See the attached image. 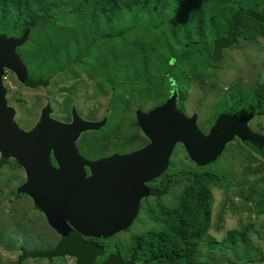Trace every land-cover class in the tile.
Masks as SVG:
<instances>
[{"label":"trees","instance_id":"trees-1","mask_svg":"<svg viewBox=\"0 0 264 264\" xmlns=\"http://www.w3.org/2000/svg\"><path fill=\"white\" fill-rule=\"evenodd\" d=\"M239 3L238 0H0V17L8 15L16 18L14 25L22 24L23 22L18 19L23 17L25 28L32 30L29 41L33 46L29 47L36 50L49 47L50 61L62 62L66 55L69 57L73 55L78 60L87 56L88 62L84 61L85 64L91 67L94 77L99 78V81H105L108 87H116L118 85L116 79L119 77L120 80L125 79L124 85L131 81L143 88L149 85H146L150 79L147 75L156 74L163 69L169 71L170 68L182 64L180 58L186 57L188 62L190 60V68L195 69L193 58L197 55L195 49L199 55L201 54V59L204 58L206 61L215 59L216 65H220L222 52L234 47L240 40L257 41L264 38V0L260 1V5L253 2L249 8L239 6ZM159 17H180L181 25L187 24L189 28L188 31L180 28L182 37H188L190 31L194 29L198 39L190 40L182 48L184 51L178 55L173 53L172 47L168 48L167 54L155 53L158 46L154 43L155 39L146 40L147 30L144 26L138 25L140 20ZM130 20L133 24H130ZM142 30L144 31L142 40L136 42L134 36ZM76 33H81L82 36L77 37ZM175 34L176 31L172 30L162 34L160 38L162 45L165 42L163 39L166 40L167 37L172 39V36L176 44H179ZM207 36L211 37L212 56L205 50ZM47 42L50 43L46 44ZM129 47H133L139 55L136 62L140 63L141 68L137 65L136 69H132L136 64H132L134 56ZM97 49L107 53L106 57L102 58L97 54ZM38 53L30 55L29 52L27 59L35 58ZM82 54H85L84 57ZM172 58H177L174 64L169 63ZM150 60L155 65L151 70L147 68ZM160 60L163 61L159 63ZM37 63L38 61L35 64ZM104 75H106L104 78L101 77ZM195 75L196 73H193L192 76ZM262 78L258 72L254 84L246 95L242 90L230 91L235 93L228 92L219 100V104L217 101L210 125L220 113L242 117L254 112L255 117L264 116ZM191 81L189 80L190 83ZM180 82L183 81L179 76L178 86L171 89L172 91L177 89L179 92L178 107L184 94L182 92L189 88V82L187 85L183 82L181 86ZM40 84L41 82L37 81L29 85L37 87ZM153 90L157 96L155 86ZM146 96L147 94H142V99ZM248 105L250 108L246 110ZM134 125L137 126V123ZM246 145L258 151L249 143ZM93 152L88 154L81 151L84 156L91 159L101 157L99 152ZM10 159L2 156L0 168L8 165ZM217 161L206 167L195 165L194 169L177 168L166 184H162L165 188L162 194L153 191L151 196L156 199L155 204L146 203V208L149 219L160 228L135 235L126 251H122L120 247L110 246L109 239L85 237L76 231H73L69 238H64L51 228V231L59 236L56 244L44 248L20 246L17 248L20 256L16 264L42 260L53 264L66 261V258L74 259L75 264H200L203 243L209 242L210 254H215L212 250H217L218 243L209 233L213 227V189L229 185L225 176L209 169ZM180 183L182 188L179 186ZM176 185L178 190H181L177 193L175 204L170 207L164 206L163 195L170 190L173 191ZM24 195L19 193L18 189L11 194L15 198ZM253 195L260 204L259 213L264 214V191L257 189ZM229 201V198H226L225 206ZM34 208L40 211L35 205ZM224 213L225 209L219 215V222L223 220ZM253 227L250 223L241 229L228 231L225 240L218 245L221 257L227 256L224 246L228 248L226 250L228 253L237 252L242 244L244 259L264 263V252L251 245L249 234ZM259 238L264 242V228L259 233ZM225 261L231 263L230 260ZM241 261L238 260L237 263Z\"/></svg>","mask_w":264,"mask_h":264},{"label":"rangeland","instance_id":"rangeland-1","mask_svg":"<svg viewBox=\"0 0 264 264\" xmlns=\"http://www.w3.org/2000/svg\"><path fill=\"white\" fill-rule=\"evenodd\" d=\"M238 1H240L239 6L249 8L253 2L260 5L261 0ZM179 20H181L180 17H159L151 20H140L138 26H144V29L147 30L148 37L146 40L155 39L154 43L158 45L155 48V53L167 54L168 48L172 47L173 53L178 55L184 51L182 48L190 40L198 39L194 33V29L190 31L188 37H182L181 30L186 29L188 31L189 28L187 24L181 25ZM130 24H133L132 20H130ZM180 28L182 29L180 30ZM169 30L176 31L175 35L179 44H176L175 40H173L174 36H172V39L170 37H167L166 40L163 39L165 42L162 45L160 40L161 35L167 34ZM143 33L144 31L142 30L135 34L136 42L142 40ZM80 34L76 33L77 37H81L82 35ZM54 35L57 36L55 33ZM207 39V48L205 50L207 54L212 56L211 37L207 36ZM48 43L50 42L46 44ZM25 44L18 48L21 54L24 53L26 48L34 50L29 47L33 46L30 44V41ZM129 49L134 56V63L132 64H136L132 69H136L137 65L141 68L140 63L136 62V58L139 55L133 47H129ZM42 52H39L35 58L27 59V63L33 65L35 68V63L39 61L38 58L43 57ZM96 52L102 58H105L107 55V53H103L98 49ZM194 52L197 53L193 57L195 59V69L192 70L190 68V60L188 62L186 57L180 58L182 64L170 68L169 71L163 69L156 74L147 75L150 79L146 85H149L143 88L131 81L127 85H124L126 84L124 83L125 79L120 80L119 77L116 79V84H118L116 87H108L105 83L100 82L99 78H97L98 80L94 78L91 67L84 62H88L86 60L87 56L79 62L75 61L73 55L70 57L66 55L62 59V62H59V60L58 62L49 61L47 65H57L61 71V74L56 75L51 81L53 86H50V90H52L50 93H55V98L61 100L58 103L57 99L53 98L55 110H57L56 115L63 122L71 120L68 104H64L62 101L63 96L69 95L67 97L70 101L73 102L75 100L83 107L89 106L93 119H97L98 121L106 120L105 126L99 131L87 132L81 139H78L77 146L81 151L88 154H92L95 151L99 152L101 156L123 153L127 150L131 151L133 148L145 143L144 139H139V129L134 125L136 112L138 110L146 111L157 103L163 102L166 98L159 94L153 96L152 79L156 77L158 80L156 87L160 88L163 86L169 92L178 86L180 76L185 85H187L189 80L192 81L191 83L189 82L187 91H183L182 93L184 94L181 93L182 101L179 108L186 116L196 114L197 127L206 134L211 127L210 120L214 117L213 112L217 101L219 104V100L230 91L242 90L246 95L249 88L254 84L258 72L261 73L263 77L262 82L264 83V38L257 39V41H254V39L240 40L234 47L222 52L220 65H216L215 59L208 61L204 58L201 59V54H198L197 49ZM142 55L144 56V54ZM89 57L91 58V56ZM176 60L177 58H172L169 63L174 64ZM162 61L160 60L159 63ZM154 67L155 65L150 60L147 68L151 70ZM51 68L53 69V67ZM34 72L37 75L36 77H47V72H40L39 66L38 70ZM193 73H196L195 77L192 76ZM32 76L34 77V75ZM105 76L101 77L104 78ZM183 82H180V86ZM97 83L100 85L94 90ZM233 93L235 92H230V94ZM142 94H147L145 99H142ZM11 95V102L18 111L17 121L19 125L25 129H29L38 118L40 109L45 102L44 96L38 92H22V86L13 88ZM237 95L236 93L235 96ZM91 97H95L96 99L90 100ZM249 108L250 106L248 105L246 110ZM65 109H69L67 113L64 112ZM249 126L254 132L264 135V116L255 117L249 123ZM247 143L249 142H241L235 138L227 144L225 151L217 163L209 167V169L225 176L229 185L226 187L225 184L213 189V227L209 233L214 241L218 243L216 245L217 250H212L215 254H210L209 242L203 243V251L199 259L200 264H212L214 262L226 264H264L262 262H255L257 260L244 259L242 244L237 252L229 251L227 253L226 250L228 248L224 246V249H226L224 251L227 255L225 258L221 257V253L218 250V245L225 240L228 231L241 229L251 223L254 226L249 234L252 240L251 245L256 248L258 247L260 251L264 252V242L259 238V233L264 228V214L259 213L260 204L254 199L253 195V192L257 189L264 191V150L258 149L253 142L249 143L253 148L258 150L256 151L246 145ZM176 145L171 154L169 170L166 172L165 177H170L174 171L178 170L177 168L187 170L194 169L195 167V164L188 159L185 149ZM249 155H252V157ZM165 177L162 178L160 186L164 183ZM25 182V172L15 159L11 158L8 165L0 168V264H16L20 256L17 248L20 246L44 248L55 245L59 239L58 234L51 231V227L48 225L45 216L34 208L33 201L29 197L25 195L16 198L11 196L12 192ZM158 183L151 184L150 186L156 188ZM179 186L182 188V183ZM179 190L176 185L173 191L170 190L166 193L163 196V205L168 207L173 206ZM226 198L230 200L227 206H225ZM155 201L154 197L144 199L141 213L134 224L128 230L110 238L108 240L110 246L113 248L120 247L122 251H126L135 235L145 233L148 230L159 229V225L149 219L146 208V203L153 205ZM223 209H225L223 220L219 222L218 218ZM225 260H230L231 263H227ZM238 260L242 261L237 263ZM25 264L52 263L42 260L27 261ZM53 264H75V260L66 258V261L55 262Z\"/></svg>","mask_w":264,"mask_h":264},{"label":"water","instance_id":"water-1","mask_svg":"<svg viewBox=\"0 0 264 264\" xmlns=\"http://www.w3.org/2000/svg\"><path fill=\"white\" fill-rule=\"evenodd\" d=\"M30 33L28 29L19 39L0 38V154L24 169L26 182L18 192L32 199L60 236L69 238L76 231L107 240L128 230L139 216L142 200L150 196L146 184L166 170L176 144L197 167L216 162L235 138L264 150V135L249 126L254 112L244 117L221 113L205 134L197 127L196 114L188 117L177 110L176 90L162 105L137 111L149 144L130 154L97 160L82 156L77 147L80 135L100 130L106 120L85 121L75 111L73 122L63 123L52 119L47 107L37 125L26 131L6 104L2 74L7 67L22 82L27 80V67L16 48L27 42ZM52 155L58 167L51 163Z\"/></svg>","mask_w":264,"mask_h":264},{"label":"flooded vegetation","instance_id":"flooded-vegetation-1","mask_svg":"<svg viewBox=\"0 0 264 264\" xmlns=\"http://www.w3.org/2000/svg\"><path fill=\"white\" fill-rule=\"evenodd\" d=\"M14 19H16V18H12L11 16H8V15L1 16L0 17V38L5 37L7 39H9V38L19 39L20 37L23 36L24 32L26 30H28V29L25 28V22H24V20L22 21V19H24L23 17H20L18 19V20H21V22H23L22 24H19V25L18 24H16V25L13 24V22H15ZM2 29H4L5 31H2ZM31 33H32V30H31ZM29 40H30V38L27 40L26 43H28ZM24 45H26V44L24 43L22 46H24ZM22 46H20V47H22ZM20 47H17L16 48V53L18 54V56L22 60L23 64H25V66L27 67V70H28V78H27V80L25 82H22L20 80V78L18 77V75L12 69L7 68V67H4L3 68V74H2V82H3V87H4V97H5V101H6V104H7L8 107H11V108H13L15 110V121L19 125V123L17 121L18 111H17L16 107L11 102V96H12L11 95V92H12L13 88L18 87V86H22V92H27V93H28V91H30V92H38L39 94H42L44 96L45 102H44V104L42 105V107L40 109L38 118L31 125V127L29 129H25L24 127H22L20 125H19V127L23 128L26 131H29V130L33 129L37 125L38 121L41 118V115H42L43 111L47 107H49L50 110H51L50 117L52 119L57 120V121H60V122H63V121L59 120V117L56 115V111L57 110H55V106H54V103H53V98H55L56 95H55V93H53V94L50 93L52 91V90H50V86H53L52 83H51V81L55 78L56 75L61 74V71H60L59 66L54 65V64H53L54 66L51 65V64L50 65H47V63L50 61V58L48 57V54L50 53V51L47 48H41V49H37V50L36 49L30 50V49L26 48V50L24 51V53L21 54L20 51L18 50V48H20ZM41 51L44 52L43 57L38 58L39 61H38V64H36L35 68H34L33 65H29L27 63V58H28L29 52H30V55H33V54H36V53L41 52ZM70 53H72V52H70ZM82 55H83L82 57H84L85 54H82ZM74 59L77 62L78 61H81V60L76 59L75 57H74ZM38 66H39V71L40 72L41 71L42 72H47V77H44V78L42 76L41 77H36L37 75L35 74L34 71H37L38 70ZM51 67H53V69ZM32 72H34V73H32ZM31 73H32V75H34V77L31 75ZM95 79H97V78H95ZM37 81L41 82V84L39 86H37V87H31L29 85L31 82H37ZM100 82L105 83V81H103V80H101ZM43 83H46V84H43ZM152 83H153V86H155V88L157 90V95L158 94L159 95H163V97L165 96L166 98L164 99L163 102L157 103L156 105L152 106L151 108H149V109H147L146 111H143V112H149L154 107L159 106V105H162L171 96V94H172V90L168 94V91L165 88H163V86L160 87V88L159 87H156V83H158V80H157L156 77H154L152 79ZM99 85L100 84L97 83L95 85V87H94V90L97 89L99 87ZM105 85H106V83H105ZM175 90L177 91V89H175ZM98 91H100V89H98ZM58 94H61V93H58ZM67 96H69V95L63 96V100L62 101H63L64 104H68V108L70 109L71 120L68 121V122H63V123H71V122H73V112L74 111L83 120H85V121H89V122H100L97 119H93L91 117L92 115H91V111H89V108H90L89 106L83 107V106L80 105L79 102H77L75 100L73 102L70 101ZM153 96H155V95L153 94ZM56 99L57 98H55V100ZM91 99L93 100V99H96V98L95 97H91L90 100ZM178 100H179V92L177 91V100H176L177 110H179L180 112H182L181 109L178 107ZM57 101H58V103L61 102V100H59V99H57ZM69 109H65L64 112L67 113ZM59 113H61V112H59ZM244 116H242V117H244ZM135 122L137 123V126H135V127L137 129H139V134H138L139 139H144L145 140L144 145H141V146L139 145L136 148H133L131 151L127 150L126 152H123V153H113L111 155L108 154V155H104V156H101V157L96 158V159H91V158H88V157L84 156L81 153V149L77 146L79 148V152L81 153L82 156H84L87 159L97 160V159H100V158H103V157H109V156H112V155H115V154H119V155L130 154L132 152H135V151H138V150L144 148L147 144H149V139L146 137V135L144 134V132L141 130V128H140V126H139V124L137 122V112H136V121H134V123ZM97 131H99V130H90V131H87V132L89 133V132H97ZM87 132L82 133L80 135V138L79 139H81V137L84 134H86ZM78 142H77V144H78ZM177 145L182 147L181 144H177ZM1 158H2V156H0V160H1ZM51 163L53 164L54 167H58L57 162H56V160L54 158V155L51 156ZM169 166H170V160H169V165L166 168V170L158 178H156V179H154V180H152V181H150V182H148L146 184V186L150 189V196L149 197H153V196H151V194H152L153 191H156V192H159V193L162 194L163 191L165 190V188L162 185L160 186V183L162 181V177L161 176L163 174H165L163 176V178L166 176V172L169 170ZM168 179H169V177H165V181H164L163 184H166V182H167ZM157 182H159V183H158V185H157L156 188H152L150 186L151 184H156ZM165 195H166V193L163 196H165ZM149 197H147V198H149ZM143 201H144V199L142 200V202ZM141 206H142V203H141ZM140 211H141V209H140Z\"/></svg>","mask_w":264,"mask_h":264},{"label":"clouds","instance_id":"clouds-1","mask_svg":"<svg viewBox=\"0 0 264 264\" xmlns=\"http://www.w3.org/2000/svg\"><path fill=\"white\" fill-rule=\"evenodd\" d=\"M26 31H27V30H26ZM26 31H25V32H26ZM25 32H24V33H25ZM30 35H31V33H30ZM29 38H30V36H29ZM178 111H179V110H178ZM179 112H180V111H179ZM181 113H182V112H181ZM220 114H221V113H220ZM184 115H185V114H184ZM192 115H193V114H192ZM246 115H247V114H246ZM185 116H186V115H185ZM188 117H190V116H188ZM254 118H255V117H254ZM214 121H215V120H214ZM213 123H214V122H213ZM210 126H212V125H210ZM236 139H237V138H236ZM182 147H183V146H182ZM220 157H221V156H220ZM220 157H219V158H220Z\"/></svg>","mask_w":264,"mask_h":264}]
</instances>
